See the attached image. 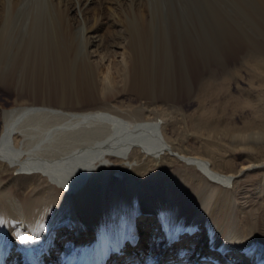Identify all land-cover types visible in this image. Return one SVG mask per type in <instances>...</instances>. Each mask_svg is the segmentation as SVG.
I'll use <instances>...</instances> for the list:
<instances>
[{
    "label": "bare ground",
    "instance_id": "6f19581e",
    "mask_svg": "<svg viewBox=\"0 0 264 264\" xmlns=\"http://www.w3.org/2000/svg\"><path fill=\"white\" fill-rule=\"evenodd\" d=\"M162 1L169 8L179 1L189 3L0 0V89L12 96L7 104L0 103V165L9 168L0 171V264L36 262L40 254L49 264H157V260L160 264H254L259 260L264 251V159L254 157L249 144L264 142V128L258 133L246 128L236 136L242 146L238 152L247 164L223 175L209 161L174 151L156 114L113 105L111 79L106 85L99 82L94 54L106 48L101 59L108 64L114 51L107 48L114 46L122 51L118 66L125 73L126 91L139 100L179 102L192 94L187 78L201 79L212 66H227L247 49L246 44L231 40L221 57H212L189 46L184 57L187 73L179 68L173 72L177 87L154 88L142 79L147 56L140 51L143 30L124 42L121 29L128 27L125 22H147L149 8L156 10ZM224 1L256 4L264 13V0ZM37 22H57L53 47L49 38L40 36ZM15 31L24 37L17 39ZM124 31L130 35V29ZM256 50L249 56L259 65L257 79L264 94V48ZM76 51L87 76H79L78 71L70 76L65 69ZM12 56L16 66L23 59L55 57L61 67L59 80L45 85L32 77L31 83L17 84L14 72L3 66ZM132 154L152 161L170 156L181 167L164 173L150 168L144 174L139 167L121 178L117 171ZM16 171L43 181L30 192L18 189L10 186ZM219 217L223 223L218 225ZM148 226L152 232L145 234ZM171 231L180 237L168 236ZM67 238L76 250L66 258L70 248L62 244ZM150 240L155 251L144 260L141 252ZM32 247L37 250L27 251Z\"/></svg>",
    "mask_w": 264,
    "mask_h": 264
},
{
    "label": "rangeland",
    "instance_id": "374dc122",
    "mask_svg": "<svg viewBox=\"0 0 264 264\" xmlns=\"http://www.w3.org/2000/svg\"><path fill=\"white\" fill-rule=\"evenodd\" d=\"M212 1L194 0L193 2L189 0L188 4L179 1L174 6L170 5L171 8L165 7L162 1L156 10L149 8L147 22H125L128 27L124 29L127 28L128 31L130 29V35L121 29L124 42H129L130 37L133 36L137 38L140 30H143L144 49L141 46L140 51L147 52V56L144 63L146 70H144L145 73L143 72L142 79L159 90L164 87V89L177 87L173 77L175 69H184L187 73L188 67L184 57L189 46L196 52L203 50L209 56L221 57L225 52L226 44L231 40L246 44L247 49L244 53H241L235 61L229 62L227 66L214 65L205 72L201 79H194L188 75L187 81L192 91L189 98L179 102L159 101L153 98L139 100L135 94L126 91L125 73L120 70L121 66H118L122 53L118 47L107 48V50L114 51L109 57L110 63L105 64L101 59L106 48L98 50L93 60L100 68V84L106 85V81L111 79L113 85L111 90L116 96L113 105L126 110L143 108L146 113L153 112L157 119L164 123L168 141L174 151L188 157L209 161L217 172L229 175L247 164V158L238 152L242 146L235 141L236 136H242L246 128L247 131L252 129L255 133L264 128V94L259 90L257 79L259 65L249 56V53L256 52V49L264 48V13L261 11V6L256 4L245 3V5L243 2L240 3L241 5H235L232 2L227 4L224 0ZM55 23L57 24V22H37L40 36L49 38L51 43L49 47H53ZM16 33L14 35L17 39L24 37L23 33ZM106 34L107 32L104 33L105 36ZM78 36L79 33L76 34V37ZM36 49L39 48L36 47ZM73 55L70 62L65 63L67 65L64 68L70 72V76H75L74 73L77 71L79 76H87V69L83 66L80 53L76 51ZM3 66L5 71L14 72V78L17 79L16 83L19 85L22 80L31 83L32 77H36V81L44 82L45 85L55 83L59 80L58 74L61 68L55 57L47 61L44 58L37 60L35 57L25 62L23 59V63L20 62L16 66L15 57L12 56ZM102 92L105 93V90ZM103 95L106 96V94ZM8 99L12 100L11 94L0 89V103L7 104ZM2 123L0 109V135L3 129ZM249 147L255 149L254 157L258 160L264 159V142L257 141L254 145L250 143ZM142 156L139 154L130 156L129 161L117 171L122 172L121 178L139 167L143 169L141 172L143 174L150 168L157 173H164L181 167L180 162L170 156L155 161ZM8 169L6 164L0 165V171L7 172ZM10 170L13 171V169ZM42 181L43 179L39 176L19 175L16 171L10 186L24 190L28 188L26 190L31 191ZM222 223L223 219L220 217L215 221L218 225ZM150 227L148 226L145 234L152 232ZM154 238L156 239V236ZM64 244H62L64 247L70 248L66 253L67 258L76 249L73 248V242L69 238ZM150 244L153 245L151 240L141 252L144 260H147L149 255L155 251ZM30 250L33 252L37 249L32 247L27 251ZM108 261L111 262L112 259L109 258ZM105 262L101 261V264H106Z\"/></svg>",
    "mask_w": 264,
    "mask_h": 264
}]
</instances>
